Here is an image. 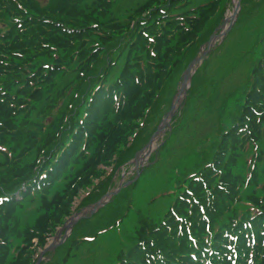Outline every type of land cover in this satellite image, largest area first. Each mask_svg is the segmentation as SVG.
<instances>
[{"label": "trees", "instance_id": "obj_1", "mask_svg": "<svg viewBox=\"0 0 264 264\" xmlns=\"http://www.w3.org/2000/svg\"><path fill=\"white\" fill-rule=\"evenodd\" d=\"M112 1L0 0V143L5 129L16 144L0 146V264H34L30 241L45 246L44 231L52 235L71 215L97 166L116 154L134 157L149 137L127 146L129 137L168 102L162 92L209 37V20L224 13L218 0L193 8L190 0H149L124 19L109 18ZM259 41L242 107L221 125L212 151L184 171L162 217L139 218L115 264H264V34ZM67 76L76 95L53 126L34 125L37 104L47 99L52 110L61 102L52 83ZM32 148L40 159L21 166ZM251 149L244 173L239 161ZM34 195L44 212L56 209L47 222L24 226L16 209Z\"/></svg>", "mask_w": 264, "mask_h": 264}, {"label": "rangeland", "instance_id": "obj_2", "mask_svg": "<svg viewBox=\"0 0 264 264\" xmlns=\"http://www.w3.org/2000/svg\"><path fill=\"white\" fill-rule=\"evenodd\" d=\"M148 1L113 0L108 17L124 19ZM208 2L216 0H190L187 8ZM216 3L219 5L218 9L224 7V13L221 17L214 16L209 20V37L200 45L194 59L183 63L185 67L178 71L169 81L168 88L162 92V98H166L168 102H161L142 128L131 134L126 145L132 146L141 143L142 139H149L144 141L134 157L120 158L116 154L111 164L98 165L99 176H93L91 184L80 190L73 200L71 215L65 218L64 223L56 226L52 235L44 231L46 226L39 224L38 229H42L41 233L44 231L46 244L43 248L39 246L38 237H33L30 241V248L36 251L34 264H115L119 251L125 244L131 243L139 218L145 216L160 219L177 191L181 190L182 187H178L179 178H184V171L212 151L214 142L219 139L217 134L221 125L230 123L243 105L252 64L260 53L259 40L264 34V0H218ZM198 57L202 59L192 67L190 76L185 81V71ZM75 86L77 85L71 76L58 79L56 85L52 83V92H56L57 96L61 95L62 100L52 110L48 108L47 99L37 104L36 108L39 110L32 112L33 116H30L34 125L43 122L45 126H53L52 122L61 116L60 111L68 99L76 95ZM183 86H188L183 99L174 109L168 124L158 132L162 121L169 118L167 115ZM14 91L11 89V92ZM40 112L51 113L41 118ZM17 118L23 119L18 114ZM142 120H139V125ZM32 132L41 137L37 129ZM155 133L159 134L154 137ZM2 134H5V139L0 146L4 150H12V146L16 145L15 141L5 129ZM30 134L28 132L25 138ZM151 140L155 143L149 151L150 146L147 145ZM24 142H19L20 147L28 148ZM35 148L26 152L27 156L20 162L21 166L36 164L40 159L36 158ZM121 151H124V147H121ZM252 154L251 149L240 158L239 165L241 163L244 166V173L249 170L245 162ZM4 157L0 152V159ZM140 157L146 159L137 163L136 160ZM63 176L50 189L48 197L63 187L67 180ZM61 180H64L63 183ZM250 191L249 188L244 197ZM100 201L102 205L93 211L92 206ZM55 209L56 206L44 212L40 209L39 195H34L17 207L16 214L20 224L29 227L36 225L42 216H45L43 222H47ZM72 222H75L73 226L65 228V224ZM86 237L92 238L90 242L77 244L76 238ZM52 244L55 245L54 248L44 253L38 262L43 250ZM14 255L13 249L10 258H14ZM63 255L67 257V263H63Z\"/></svg>", "mask_w": 264, "mask_h": 264}, {"label": "water", "instance_id": "obj_3", "mask_svg": "<svg viewBox=\"0 0 264 264\" xmlns=\"http://www.w3.org/2000/svg\"><path fill=\"white\" fill-rule=\"evenodd\" d=\"M237 4L239 5L240 2H238ZM238 5H237V6H238ZM210 46H211V43L209 44V47H210ZM201 59H202V57H198V58H196L194 61L191 62V64L189 65V68H188V69L185 71V73H184V80H185V81L189 78V76H190V72H191V70H192V67H193L198 61H200ZM187 87H188V86H187ZM186 89H187V88H186ZM186 89L183 91V94H182V96H181V99H183L184 94H185V92H186ZM179 95H180V93H179ZM175 102H176V101H175ZM174 109H175V104L173 105L172 109L169 111V113H168V115H167V116H169V118H166V119L163 120V124L159 127L158 132L161 131V130L163 129V126H164V125L168 124V121L170 120V118H172V116H173V114H174ZM157 134H159V133H155L153 136L155 137V135H157ZM152 139H153V138H152ZM151 144H152V140L148 143L147 146H150ZM149 151H150V150H149ZM136 162L138 163V159L136 160ZM137 165H138V164H137ZM101 205H102V201L96 203L95 205L92 206V210L95 211V210L98 209ZM74 223H75V222L69 223V225H68V223H67V224H65L64 226H65V228L68 229L69 226H70V225L73 226ZM54 246H55V245L52 244V245L46 247V248L43 250L42 254L39 256V260H38V262H40V258L42 257V255H43L44 253H46L48 250L54 248ZM38 262H37V263H38Z\"/></svg>", "mask_w": 264, "mask_h": 264}, {"label": "bare ground", "instance_id": "obj_4", "mask_svg": "<svg viewBox=\"0 0 264 264\" xmlns=\"http://www.w3.org/2000/svg\"><path fill=\"white\" fill-rule=\"evenodd\" d=\"M186 88H187V86H183V87L181 88V90H180V95L177 97L176 102H175V108L178 107V105H179V103H180V101H181V96H182V94H183V91H184ZM154 143H155V142L152 143L150 149L153 148ZM145 159H146L145 157H140V158H138V161H144Z\"/></svg>", "mask_w": 264, "mask_h": 264}]
</instances>
